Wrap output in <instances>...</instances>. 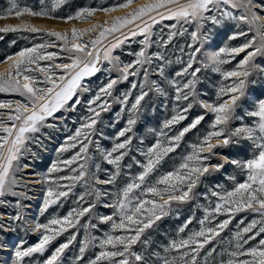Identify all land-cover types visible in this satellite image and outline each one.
<instances>
[{"label": "snow or ice", "instance_id": "1", "mask_svg": "<svg viewBox=\"0 0 264 264\" xmlns=\"http://www.w3.org/2000/svg\"><path fill=\"white\" fill-rule=\"evenodd\" d=\"M66 3L9 0L0 9V18L20 21L5 23L0 33H31L40 41L0 59L6 65L0 93L19 97L0 99V207L6 209L0 211V264H65L62 254L81 227L84 238L68 264H264V0H104L62 14ZM120 9L127 11L86 29L31 22H83ZM165 20L173 22L156 32ZM218 30L223 39L215 44ZM174 37L187 39L170 51ZM133 43L135 49L124 48ZM117 49L131 59H121ZM174 64L179 67L170 70ZM99 71L107 79L85 101L87 114L74 130L64 126L69 134L56 156L36 171L38 149L46 150L50 139L46 130L64 119L56 114L75 109L83 92H91L85 78ZM206 79L211 94L200 86ZM125 81L127 88L116 87ZM113 105V123L123 126L107 136L101 113ZM193 109L199 111L190 116ZM141 125L145 132L138 134ZM192 130L194 138L186 140ZM242 144L246 155H234L231 149ZM102 163L111 166L103 178ZM219 173L230 184L214 182ZM36 184L42 200L30 214L23 201ZM184 209L182 222L154 239L162 219L179 218ZM9 230L38 239L10 243Z\"/></svg>", "mask_w": 264, "mask_h": 264}, {"label": "rangeland", "instance_id": "2", "mask_svg": "<svg viewBox=\"0 0 264 264\" xmlns=\"http://www.w3.org/2000/svg\"><path fill=\"white\" fill-rule=\"evenodd\" d=\"M9 0H0V9H3L5 7H7ZM22 3H28L30 5L36 6L39 4V0H21ZM104 0H67L66 5L62 6V8L58 11H60L62 14L63 13H68L73 11L75 8L80 7V6H85V5H92L95 6L99 3H103ZM110 2V0H109ZM144 0H136V3H143ZM127 11L126 9H120L117 10L114 13H97L94 17L93 20H87V21H62V20H49L46 18H32L31 22L36 24L37 26H44V27H49V28H55L57 30H64L66 28H71V26L73 24L76 25V27L78 28H87L89 26V24H91L93 21L95 20H99V21H104V20H108L110 19L111 16L114 15H119L122 14L123 12ZM20 21L15 19V18H0V27H2L5 23H11V24H16L19 23ZM173 21H168L165 20L162 22V24L158 27L155 28L156 32H160L161 28L163 27V25H166L168 23H171ZM167 29H164V32L166 33ZM35 34H31V33H14V32H7V33H0V59L3 58V55L5 53H11L14 51L19 50L20 47H25V46H31V43L33 42H40L39 39L33 40L32 37ZM88 35L91 34H86L85 38H87ZM27 37V39L25 38ZM108 39H111V37H108ZM153 39H155V36H153ZM187 39L186 37L184 38H178V37H174V42L172 44V48L171 50H174L176 48V45L178 43H183V41ZM223 39V30H218L217 35H216V39L213 41V43L218 44L220 42H222ZM15 41V43H11V41ZM138 45L133 43L132 45H124V48H133L135 49ZM114 54H119L121 55V59L123 60H128L131 59V57H129L127 55V53H121L119 49L115 50ZM106 62L103 65V67H106ZM6 65L0 63V70H3V68H5ZM179 67V65H172L171 69H175ZM113 75H115L116 73L113 72ZM199 75V74H198ZM205 76L210 77L212 79L215 78V74H211L209 72H205L204 73ZM106 80L107 79V74L103 71H99L97 73H95L93 76L87 77L85 78L89 88L91 89V92L89 91H85L83 92V94L81 95V102L76 106L75 109L72 108H68L66 111L61 109L58 111V113L56 114L57 116H62L64 117V119L61 120H57L56 123L59 125L58 129H48L46 131H48L50 139H45L44 143L47 145L46 150L45 149H38V153H39V159H37L35 161V170L36 171H43L46 169L47 165L51 162V159L54 158L56 156L55 153V148L57 146L58 143L63 142V137L66 134H69L68 132L65 131L64 126L67 125V128L70 130H74L75 126L77 125V123L79 122V118L85 114H87V105L85 103V101L90 97V95L94 94L95 92V88L97 86H100L101 83V79ZM129 79H132L131 77ZM203 88H206L209 90V93L211 94L212 91V86L209 83V81L206 79L203 81V83L200 85ZM118 89H124L128 87V83L122 82L119 85L116 86ZM255 92L258 94L260 92V88L257 87L255 89ZM18 99V96H15L13 94H8V93H0V99ZM71 103V101L69 102ZM118 110V106L117 105H113L110 111L107 112H102L101 113V117L103 119V121L105 122L103 125H101V127H103V130L105 132V134L107 136H111L114 134L115 130H117L119 127L123 126L122 121H117L115 123H113V116L114 113ZM199 110L198 109H193L190 110L189 115H193L196 114ZM126 115V114H125ZM158 119H163L164 116V110L163 109H158L157 114H156ZM208 117H205V120H207ZM150 124H152V126H156V122L155 120H152L149 122ZM183 123V122H181ZM203 121L201 122V125H203ZM201 125H198L197 127H201ZM138 134L144 133L145 132V126L141 125L138 126L136 129ZM195 136V130H192L190 133L185 134V139H193ZM101 143L103 146L108 147L110 146V140L108 139H103L101 140ZM185 147V145L182 143L180 145V147L176 150L177 152H180L183 150V148ZM246 149H247V145L246 144H242V145H238V146H234L231 149V152L234 155H239V156H244L246 155ZM65 155H67V153H65ZM171 156V154H170ZM105 167H111L109 165L106 164H101V172L100 175L103 178L104 177V172H103V168ZM167 167V165H166ZM226 170L228 172H231L232 169L228 166H226ZM31 171V169L29 170ZM214 182H224V183H229L230 181H226L224 178V174L223 173H219L215 176L214 178ZM29 196L31 197L30 200H24L23 202L28 206L27 210L30 214H34L37 212L38 210V205L42 200V193H41V189H40V185L36 184L32 187V191L29 192ZM72 205V201L71 199L67 200L63 206L59 207L58 211L60 214H64L66 213L67 209L69 206ZM6 209L3 207H0V211H5ZM57 211V206H52V208L50 209V212H56ZM97 211L100 212H108L110 211V209H105L103 207H99L97 209ZM188 214V210L184 209L181 211V216L179 218L172 216V217H167V218H163L162 221L160 222V226L159 229L157 230V233L154 234V239H160L161 235L160 233L164 232L165 230H170L172 228H174L176 225H178L179 223L182 222L183 218ZM199 215V213H198ZM240 214H237V217H234L233 221L230 222L229 224V228L230 229H235L236 228V223L235 221L239 218ZM250 218V217H249ZM44 217H41V220H43ZM87 219V214L85 215V217H82L81 220L82 221H86ZM93 223H95V219H93L92 221ZM69 232L72 231V229L68 230ZM229 232V229L226 228L224 230L223 233H221V236L227 235ZM97 234L98 233H94ZM7 235V240L12 243L15 242L19 237H23L28 244L34 243L37 241L38 236L34 233H29L28 235H24L23 233H19V232H12L11 230H9V232L6 234ZM5 236V233L0 232V237ZM67 236L66 234L61 235L60 237H57V239L55 241L52 242V245H50L51 247L56 246L58 243L63 242L64 239H66ZM84 238V229L81 227L78 230L77 233V239L75 241H73V244L69 245V247L67 249H65V252L63 255V259L65 260V264H68V258L73 256L74 253H76L78 251L79 248V244L78 241L80 239ZM50 251V249H49ZM5 253L0 252V255H4ZM34 256H39V254H34Z\"/></svg>", "mask_w": 264, "mask_h": 264}]
</instances>
